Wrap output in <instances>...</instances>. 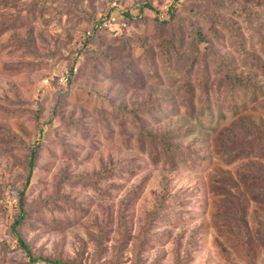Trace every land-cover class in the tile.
Segmentation results:
<instances>
[{
    "label": "rangeland",
    "instance_id": "obj_1",
    "mask_svg": "<svg viewBox=\"0 0 264 264\" xmlns=\"http://www.w3.org/2000/svg\"><path fill=\"white\" fill-rule=\"evenodd\" d=\"M256 60L264 0H0V264H264Z\"/></svg>",
    "mask_w": 264,
    "mask_h": 264
},
{
    "label": "trees",
    "instance_id": "obj_2",
    "mask_svg": "<svg viewBox=\"0 0 264 264\" xmlns=\"http://www.w3.org/2000/svg\"><path fill=\"white\" fill-rule=\"evenodd\" d=\"M108 32V33H117L119 30L118 29H114V30H105L103 32ZM121 32H119L120 34ZM118 34V33H117ZM197 38L199 39L198 43L197 44H200V43H205V49H209L210 50V46H211V49H212V43H209V42H206L205 39L201 36V33L200 31H197ZM198 49V48H197ZM259 61L256 60V63H257V68H255L256 70H262L264 72V63L260 65V63H258ZM243 76H234V81L233 83L235 84L234 86L236 87L237 85L238 86H241L242 88L244 87L248 89V87L246 86V84H244V80L242 78ZM209 101V99H208ZM207 109L203 108L201 109L199 112L200 115H203L204 113H206ZM37 150H38V146H34L30 152H29V160H28V173H27V176H26V179H25V183H24V187H23V190L20 191L19 193V207H20V215L18 216V218H16V220L13 222V225L11 226V232L13 234V236L15 237L17 243H18V246L19 248L22 250V252L25 254V256L30 260V261H36L37 259L34 258L31 254V251L29 249V246L26 244V242L24 241V239L22 238V235L18 229V227L20 226L21 222H22V219L24 218L25 216V211L23 209V199H24V189L28 186L29 184V180H30V176L32 174V171H33V168H34V160L36 158V155H37ZM52 264H69V263H66V262H60V263H55V262H50Z\"/></svg>",
    "mask_w": 264,
    "mask_h": 264
},
{
    "label": "built area",
    "instance_id": "obj_3",
    "mask_svg": "<svg viewBox=\"0 0 264 264\" xmlns=\"http://www.w3.org/2000/svg\"><path fill=\"white\" fill-rule=\"evenodd\" d=\"M126 25V21L124 18L123 12L119 9L116 4L111 5L110 11L106 14L101 15L94 26L96 31H104V30H122V28ZM75 71V69H73ZM68 76H65L61 79V81L66 82Z\"/></svg>",
    "mask_w": 264,
    "mask_h": 264
}]
</instances>
